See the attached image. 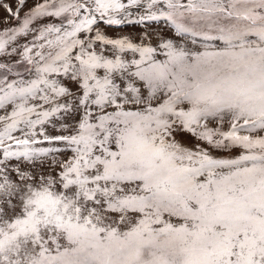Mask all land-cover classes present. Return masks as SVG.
Returning <instances> with one entry per match:
<instances>
[{"label": "snow or ice", "instance_id": "obj_1", "mask_svg": "<svg viewBox=\"0 0 264 264\" xmlns=\"http://www.w3.org/2000/svg\"><path fill=\"white\" fill-rule=\"evenodd\" d=\"M0 10V264H264V0Z\"/></svg>", "mask_w": 264, "mask_h": 264}, {"label": "rangeland", "instance_id": "obj_2", "mask_svg": "<svg viewBox=\"0 0 264 264\" xmlns=\"http://www.w3.org/2000/svg\"><path fill=\"white\" fill-rule=\"evenodd\" d=\"M30 6H31V3L29 4V7ZM3 15H5V13L2 10H0V16H3ZM0 26H2V25H0Z\"/></svg>", "mask_w": 264, "mask_h": 264}]
</instances>
